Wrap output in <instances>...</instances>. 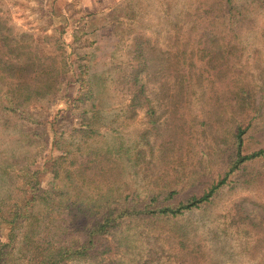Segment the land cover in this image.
Masks as SVG:
<instances>
[{
    "label": "rangeland",
    "instance_id": "374dc122",
    "mask_svg": "<svg viewBox=\"0 0 264 264\" xmlns=\"http://www.w3.org/2000/svg\"><path fill=\"white\" fill-rule=\"evenodd\" d=\"M28 60L39 93L12 112L4 63ZM238 130L242 155L264 150V0H0V208L31 184L108 202V246L68 264H264V153L235 167Z\"/></svg>",
    "mask_w": 264,
    "mask_h": 264
},
{
    "label": "trees",
    "instance_id": "16d2710c",
    "mask_svg": "<svg viewBox=\"0 0 264 264\" xmlns=\"http://www.w3.org/2000/svg\"><path fill=\"white\" fill-rule=\"evenodd\" d=\"M8 51L10 52V50ZM8 56H10L9 53ZM49 58L51 57H46V60L49 61ZM32 59L34 60L35 56ZM40 64L38 63L37 69L45 78L39 80L38 84L41 83L42 90L47 91L52 87V84L58 82V74L61 73V68L54 65L55 62L47 65L44 64L45 66L42 69ZM4 65L5 72L11 76L14 75L13 77L18 79L12 88L15 92L14 95H18V99L15 97V99L11 98L8 106L10 111L17 112V105L26 102L32 93L38 94L39 91L35 90L36 88H32L31 84L23 83L20 79V75L23 72L26 73L30 65L29 60L19 66L12 65L9 62L8 64L4 63ZM11 67L14 69V72H11L13 70ZM18 91H23L24 93L17 94ZM76 131L80 133V137L85 138L91 135V130L88 133V130L86 131L84 128ZM242 133V130H238L236 133L238 150L236 160L233 164L235 167L244 161L254 159L264 153V150H259L249 155H242L239 151ZM79 166H85V164H80ZM82 170L83 167H79L73 171L77 176H83ZM64 172L66 180L71 179L72 172ZM218 185L213 186L199 198H191L186 204H182L176 209L167 207L144 211V213L139 211L135 214L144 216L143 218L148 216L145 213H171L175 215L182 208L189 209L202 202H207ZM30 187L32 190L31 196L23 199L22 202L20 199L18 202L9 204L5 209L0 208V223H5L10 226L7 241L0 244V264H16L14 258H12L15 253L22 256L20 262L26 260L28 264H68L73 261H87L89 257L96 256L97 258L94 252L99 251L98 248H100V252H97V254L103 253L108 245L103 241H99L100 236L106 233L108 228L112 227L113 224H111L112 220L109 215H101L98 207H100L99 205H104L101 203L102 200L108 204L107 199L90 200L93 202L90 203L89 197H86L85 200L88 203L84 204V197L81 196L80 191L72 193L65 187L58 188L56 186L48 190H41L40 188H36L34 184H31ZM39 207H43L45 212L40 213ZM90 207L94 209L96 215L94 219L91 218L89 213ZM66 214L69 215V218ZM59 216L61 217L60 223L57 221ZM69 224L72 227L85 226V238L79 240L80 242L76 241L77 239H67L66 235L68 232L66 233V231L69 229ZM94 264L102 263L95 262Z\"/></svg>",
    "mask_w": 264,
    "mask_h": 264
}]
</instances>
